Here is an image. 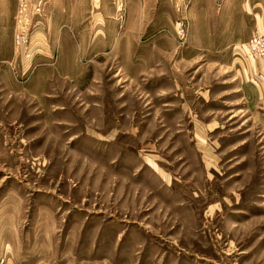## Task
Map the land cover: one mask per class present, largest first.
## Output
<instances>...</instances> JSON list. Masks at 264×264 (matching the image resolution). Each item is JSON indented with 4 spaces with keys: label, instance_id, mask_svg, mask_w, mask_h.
I'll return each instance as SVG.
<instances>
[{
    "label": "rangeland",
    "instance_id": "rangeland-1",
    "mask_svg": "<svg viewBox=\"0 0 264 264\" xmlns=\"http://www.w3.org/2000/svg\"><path fill=\"white\" fill-rule=\"evenodd\" d=\"M202 3L0 0V264H264V64Z\"/></svg>",
    "mask_w": 264,
    "mask_h": 264
},
{
    "label": "crops",
    "instance_id": "crops-1",
    "mask_svg": "<svg viewBox=\"0 0 264 264\" xmlns=\"http://www.w3.org/2000/svg\"><path fill=\"white\" fill-rule=\"evenodd\" d=\"M198 6L206 10L201 17L216 21L215 31L210 21L207 22L209 42H243L255 31L264 33V0H219L218 4L202 3ZM225 31L228 32L226 39ZM217 36L219 38H215Z\"/></svg>",
    "mask_w": 264,
    "mask_h": 264
},
{
    "label": "built area",
    "instance_id": "built-area-1",
    "mask_svg": "<svg viewBox=\"0 0 264 264\" xmlns=\"http://www.w3.org/2000/svg\"><path fill=\"white\" fill-rule=\"evenodd\" d=\"M23 11H25V9ZM21 18H23V16ZM22 23L23 20H20V32L17 35L18 44L21 46L25 43V38L20 36V34L22 35L25 31ZM24 23H27V20H25ZM244 51L252 61L257 62L260 65L264 64V33L255 31L250 39L244 44Z\"/></svg>",
    "mask_w": 264,
    "mask_h": 264
}]
</instances>
